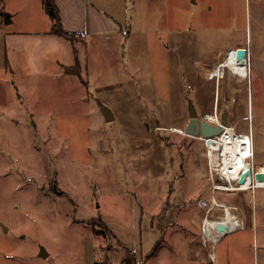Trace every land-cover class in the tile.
Returning a JSON list of instances; mask_svg holds the SVG:
<instances>
[{
    "label": "rangeland",
    "instance_id": "obj_1",
    "mask_svg": "<svg viewBox=\"0 0 264 264\" xmlns=\"http://www.w3.org/2000/svg\"><path fill=\"white\" fill-rule=\"evenodd\" d=\"M0 17L18 31L52 24L43 0H0ZM120 20L121 31L91 54L87 82L53 77L47 57L45 72L30 73L0 41V264L119 263L123 246L144 261L157 249L151 264H203L196 197L212 208L204 217H221L222 197L250 189L238 191L235 179L226 181L234 190L213 188L225 180L207 179L205 144L180 132L190 103L199 120L225 116L251 137L247 160L260 165L243 188L264 187V0H127ZM239 43L248 76L224 67L210 77ZM169 203L179 205L173 221L188 218L192 233L171 235Z\"/></svg>",
    "mask_w": 264,
    "mask_h": 264
},
{
    "label": "crops",
    "instance_id": "obj_2",
    "mask_svg": "<svg viewBox=\"0 0 264 264\" xmlns=\"http://www.w3.org/2000/svg\"><path fill=\"white\" fill-rule=\"evenodd\" d=\"M53 1L59 8V16L63 29L68 32L73 31L79 33L82 36L81 38L70 40L58 34H54L51 32L52 24L49 28H42L41 30L26 29L18 31L10 28L11 20L5 22V20L3 21L0 17V41L2 42L5 52L6 48L9 47L20 56L22 63L30 73L39 74L45 72V58L47 57L50 58L51 62L57 67L53 68V70H48L53 77L63 74L71 75L64 71L63 66H72L77 62L78 66H80V77H84V80H86L91 54H95L98 51L97 48L99 47H97V45L100 44L101 38L108 37L112 32L116 33V31H121L123 25L120 19H124V9L127 0ZM260 14L261 13L258 12L257 15ZM236 46L246 47L240 43L236 44ZM236 46L233 48H236ZM10 62L11 61H9L8 64L9 69L13 70L19 68L16 67L19 66L18 63L13 68V63ZM13 71L15 72V70ZM248 161L251 162V160ZM257 165L260 164L255 163L253 166L255 167ZM248 189H250L249 194L246 197L241 194V199L239 200H231L229 197H222L221 202H227L236 207L234 211L237 212V216L241 223L239 226L236 225L233 229L221 235L214 242L209 252H207V242L202 243L201 241V234L203 229V217L206 213L211 212L212 208L209 212L205 211V214L200 212V225L197 227V229L199 228L200 238L197 242L203 247V256L198 257L199 260H205L203 264H239L240 261H243L242 264H264V187L255 186L241 190L246 191ZM258 190H261L262 197L256 204L254 203V194L256 195ZM213 196L215 198V195ZM196 198L202 197L198 195ZM167 206L165 214L167 218V227L171 229V235H173L174 232H183L186 234V232L191 231L189 233H192V228L189 226L190 223L187 224L189 220L186 214L184 215L185 220L187 218L185 223L181 222L177 224V221H173L172 219L174 213H176L175 209L177 207L179 208L178 203H169ZM181 210L180 208V211ZM164 232L166 233L165 229ZM231 233L238 234V238L227 241L224 247L219 251V245L227 238L228 234ZM162 241L164 242V239ZM123 248L124 251L120 254V262L116 263L112 261V258H108L107 264H122V262L124 264H151L149 258L157 251V249H154L152 252L146 254L147 258L145 259L146 261H144L141 259L142 254L138 255L135 249H131L127 246H123Z\"/></svg>",
    "mask_w": 264,
    "mask_h": 264
},
{
    "label": "bare ground",
    "instance_id": "obj_3",
    "mask_svg": "<svg viewBox=\"0 0 264 264\" xmlns=\"http://www.w3.org/2000/svg\"><path fill=\"white\" fill-rule=\"evenodd\" d=\"M236 50L237 47L228 49L222 61H219V64L215 66L212 75L215 74L220 78L223 68L228 67L230 73L235 76H248V54L243 57H238L236 55ZM205 119L213 123H220L218 121V117L211 113L205 115ZM211 140L212 141L211 144H209L208 149V159L211 164L212 162H215L217 168L220 169L221 174L223 175V179L225 180V183L214 182L215 187L222 190L231 189L232 186L226 181H230L231 179L236 180L238 178V174H240V171L244 168L251 169V167H249V163L247 162V159L253 154L251 137H249L246 133L234 132V126L225 124L223 132L213 136ZM216 150H218L219 153H216ZM251 176L252 175H248L246 181L244 183H240V187L238 186V188L241 189L245 187L244 185L247 186L251 184ZM220 204H222L224 208L223 216L214 218L205 216L202 221L204 231L209 234L211 247L214 245L213 241L215 242L221 235L226 233L228 230L233 229L234 226H239L241 223L239 217L237 216V212L234 211L236 209L234 205L227 203ZM220 223L223 224L224 228H226L225 230L217 228V225ZM210 233L212 234L210 235Z\"/></svg>",
    "mask_w": 264,
    "mask_h": 264
},
{
    "label": "water",
    "instance_id": "obj_4",
    "mask_svg": "<svg viewBox=\"0 0 264 264\" xmlns=\"http://www.w3.org/2000/svg\"><path fill=\"white\" fill-rule=\"evenodd\" d=\"M247 54V48L242 46H237L236 55L238 57H243ZM189 108V114L191 116L190 124L186 128V133L194 135L199 132V129H201V136L207 140L208 145L211 144L212 135H218L223 132L224 125L226 124V118L225 116H222L219 120L220 123H212L210 121H207L206 119L199 120L197 118V110L194 107V104L190 103L188 104ZM101 111H103L105 119L106 120H112L114 119V112L111 111L109 106L103 105L101 107ZM252 169L244 168L242 169V172L239 175V178L237 180L238 184L244 183L246 181V178L248 175H251ZM258 177V171H255L254 179ZM217 228L220 230H225L223 224H218ZM40 256L46 257L48 252L44 247H40Z\"/></svg>",
    "mask_w": 264,
    "mask_h": 264
},
{
    "label": "trees",
    "instance_id": "obj_5",
    "mask_svg": "<svg viewBox=\"0 0 264 264\" xmlns=\"http://www.w3.org/2000/svg\"><path fill=\"white\" fill-rule=\"evenodd\" d=\"M44 6L46 7L48 14L51 18L52 27H51V32L54 34H58L61 37L68 38L75 40L76 38H81V34L76 33V32H68L65 31L62 27V22L60 21V16H59V8L56 6L53 0H43ZM64 71L69 74H76L80 76V66H78L77 62L73 64L72 66H63Z\"/></svg>",
    "mask_w": 264,
    "mask_h": 264
},
{
    "label": "flooded vegetation",
    "instance_id": "obj_6",
    "mask_svg": "<svg viewBox=\"0 0 264 264\" xmlns=\"http://www.w3.org/2000/svg\"><path fill=\"white\" fill-rule=\"evenodd\" d=\"M217 63H218V62H213L211 65H212V66H215ZM218 64H219V63H218ZM211 74H212V73H211ZM210 77H213V75L210 76ZM216 110H217V109H216ZM221 117H222V116H220L219 120L221 119ZM212 123H213V122H212ZM214 124H215V123H214ZM236 129H237V128L234 127V132H238V133H239L240 130L237 131ZM200 130H201V129H199V132H198L197 134H194V135H191V134L186 133V132H185L186 130H184V131H180V132L183 133L185 136L190 137L192 141H194V140H196V142H197V140H201V141H203V143L205 144V147H206L205 151H208V149H209V145H208V143H207V140L201 136V131H200ZM213 136H215V135H212V137H213ZM187 137H184V138H183V143L187 142V140H186V139H188ZM201 137H202V138H201ZM194 142H195V141H194ZM194 142H192V143H194ZM206 156L208 157V154H206ZM251 158H252V157H251ZM251 158H250V159H251ZM217 160H219V159H217ZM247 161H248V160H247ZM208 163L210 164L209 159H208V162H207V166H208ZM240 172H242V170H241ZM207 179H208L209 181H211V180H212V181H215V180L220 181L221 179H223V175L221 174L220 169L217 168V165L215 164V162H213V168H210V173H209V170H208V173H207ZM230 190H234V189H230Z\"/></svg>",
    "mask_w": 264,
    "mask_h": 264
},
{
    "label": "built area",
    "instance_id": "obj_7",
    "mask_svg": "<svg viewBox=\"0 0 264 264\" xmlns=\"http://www.w3.org/2000/svg\"><path fill=\"white\" fill-rule=\"evenodd\" d=\"M250 157H253V154L250 156ZM249 157V158H250ZM208 158H209V154H208ZM210 162V161H209ZM248 163H249V167H251V169H252V173H251V175H252V177L254 178V174H255V171H257L256 169H257V166H253L252 164H251V162H249V161H247ZM264 163V162H263ZM262 163V164H263ZM211 164V163H210ZM241 173V172H240ZM239 175L240 174H238V178H239ZM238 178L236 179V180H234L233 182H234V184H236V186H237V184H238V182H237V180H238ZM213 188L215 189L216 187H215V183H213ZM248 188V187H247ZM217 189H219V188H217ZM241 189H245V188H241ZM241 189H238V190H241ZM220 190H222V189H220ZM212 198H214V196L212 197ZM213 200V199H212ZM197 203H198V205H200V206H202V207H204L205 208V211L206 212H209L211 209H209V204H208V202L206 201V200H204L203 198H198L197 199ZM208 207V208H207ZM212 233H210V235H211ZM209 240V234L208 233H206L205 231H204V228L202 229V234H201V241H202V243H206L207 241ZM122 264H124L123 262H122Z\"/></svg>",
    "mask_w": 264,
    "mask_h": 264
}]
</instances>
